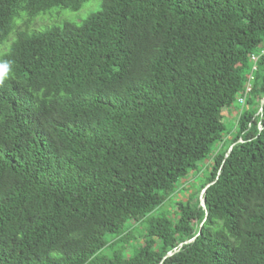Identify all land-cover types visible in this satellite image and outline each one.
Listing matches in <instances>:
<instances>
[{
	"label": "trees",
	"instance_id": "obj_1",
	"mask_svg": "<svg viewBox=\"0 0 264 264\" xmlns=\"http://www.w3.org/2000/svg\"><path fill=\"white\" fill-rule=\"evenodd\" d=\"M87 1L0 0V264H264V0Z\"/></svg>",
	"mask_w": 264,
	"mask_h": 264
},
{
	"label": "rangeland",
	"instance_id": "obj_2",
	"mask_svg": "<svg viewBox=\"0 0 264 264\" xmlns=\"http://www.w3.org/2000/svg\"><path fill=\"white\" fill-rule=\"evenodd\" d=\"M102 2L103 0H88L83 4L82 8L78 11H72L69 9L54 7L46 13L39 14L32 23L31 30L43 31L53 26H60L65 22L81 24L82 21L85 20L90 14L101 9ZM24 16L25 14L21 15V17L15 22L16 25L18 24L24 27V22L22 23L23 20H21L22 17ZM13 38H14V33L11 34L10 41L13 40ZM240 110L241 107L239 104H235L230 109L226 110L225 122L228 127V130L230 131V133L226 135L227 137L228 136L231 137L235 132L236 119L239 115ZM212 158H213V154L209 155L207 159L201 162V167L206 168V166H208V164L211 162ZM191 177L193 180L191 178L190 179L194 182L195 187L188 188V185L185 184V180H184L183 181L184 187L178 190L169 200H167V202L162 207V209L166 212V215H172L173 213H175V209H176L175 205L178 201L180 200L187 201L190 197V194L193 191L194 192L198 191L199 186L201 185V181L203 180V174L199 173ZM157 213L158 212H156L155 214ZM127 226L129 228L128 235L133 239H130V241L127 244H125V247L129 251V254L131 255L134 253L136 248L144 244L145 239L143 235L146 232L147 224L128 221Z\"/></svg>",
	"mask_w": 264,
	"mask_h": 264
},
{
	"label": "water",
	"instance_id": "obj_3",
	"mask_svg": "<svg viewBox=\"0 0 264 264\" xmlns=\"http://www.w3.org/2000/svg\"><path fill=\"white\" fill-rule=\"evenodd\" d=\"M262 104H264V101L262 102ZM232 146H233V145H232ZM232 146L230 147V149L232 148ZM230 149H229V151H230ZM211 184H212V183H211ZM211 184L207 185V186L202 190V192H201V196H202V205H203V206H205V199L203 198V195H204V193L206 192L207 188H208ZM190 241H191V240L184 241L183 243H181V244L179 245V247H181L183 244H186V243H188V242H190ZM177 250H178V248H175L173 251H169V252L166 254V256L164 257V259L167 258L168 256H170V255L172 254V252H176Z\"/></svg>",
	"mask_w": 264,
	"mask_h": 264
},
{
	"label": "built area",
	"instance_id": "obj_4",
	"mask_svg": "<svg viewBox=\"0 0 264 264\" xmlns=\"http://www.w3.org/2000/svg\"><path fill=\"white\" fill-rule=\"evenodd\" d=\"M252 59L255 61L257 58H256L255 56H253ZM249 91H250V85H248V87H247L246 92L244 93V95H243L242 97H239L238 102H239L240 104H242V105L244 104V102H245V95H246V93H248Z\"/></svg>",
	"mask_w": 264,
	"mask_h": 264
}]
</instances>
